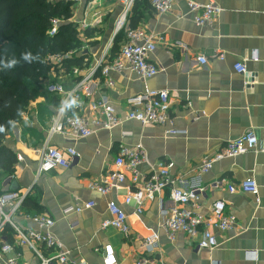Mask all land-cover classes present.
Returning <instances> with one entry per match:
<instances>
[{
  "label": "crops",
  "instance_id": "obj_1",
  "mask_svg": "<svg viewBox=\"0 0 264 264\" xmlns=\"http://www.w3.org/2000/svg\"><path fill=\"white\" fill-rule=\"evenodd\" d=\"M215 2L221 8L220 13L211 23L203 25L193 22L182 0H175L171 10L164 14L155 13L151 7L143 13L137 27L162 37L161 40L155 37V48L147 55L160 68L153 77L142 80L128 69L110 71L107 79L111 84L107 86L99 68L94 75L96 95L105 94L121 116L126 111L127 97L145 88L167 90L169 111L178 134L167 135L166 127L141 125L133 120L111 130L97 129L83 138L54 134L50 145L62 152L72 147L76 156L66 168L37 175L39 153L51 117L43 122L44 127L28 124L27 131H37L38 136L42 135L41 140L28 135L23 138L21 122L14 123L7 133L5 144L16 152V164L11 176L0 174V193L16 186L14 191L18 194L34 198L37 213L54 221L50 231L74 264H103L105 246L111 247L116 264H131L142 255L141 241L150 233L158 235L154 256L165 264H264V0ZM70 9L68 22L72 25L83 26L81 22L85 21L84 27L97 28L108 23L112 37L121 3L119 0H81ZM175 42L184 44L185 49L174 45ZM105 49L85 48L87 58L80 74L95 67ZM220 53L222 59L217 57ZM198 55L205 57V65L195 61ZM236 62L245 66L243 73L234 70ZM45 104L41 108L47 111L55 112L58 106ZM66 111L75 115L87 113L85 103L74 101H70ZM247 129H252L257 138L256 150L223 158L207 172H200L204 156L214 154L226 141L239 137ZM120 144L142 145L150 163L161 162L171 177L203 187L199 211H206L215 200H223L226 213L235 216L238 229L214 231L217 246L212 250L200 249L195 240L183 233H176L171 241L167 239L160 228L157 200L144 201L140 214L134 212L131 203L124 204V197L133 189L129 186L128 173H125V183L105 196L90 190V184L111 169ZM138 169L141 173L148 171L145 164ZM246 178L256 182L258 201L249 193L228 192V185L236 186ZM167 197L168 189H165L161 198L170 206ZM87 201H93L94 206L63 215L64 209ZM109 201L118 204L127 214V236L114 228H100L101 221L109 217L106 210ZM10 219L24 231L38 230L31 217L20 209L10 214ZM1 236L14 244V232L9 225L2 229ZM39 251L49 254L42 246ZM15 254L19 264H39L27 246L14 247L0 257V264Z\"/></svg>",
  "mask_w": 264,
  "mask_h": 264
},
{
  "label": "built area",
  "instance_id": "obj_2",
  "mask_svg": "<svg viewBox=\"0 0 264 264\" xmlns=\"http://www.w3.org/2000/svg\"><path fill=\"white\" fill-rule=\"evenodd\" d=\"M73 5L81 0H71ZM85 1V0H84ZM121 12L115 21L114 35L120 30L125 33V40L120 45L119 51L111 59L108 58V47L98 59L95 67L89 69L84 74H80V69L72 67L70 73L72 77H79L70 85L65 87L63 78L54 79L45 84L46 90L59 98L58 106L50 118V125L47 129L46 137L40 149L37 175L50 172L56 168H66L70 160L74 159L76 152L72 147L65 148L63 152L50 145V139L54 134H67L72 138H83L94 133L97 129L111 130L124 121H137L141 125H158L166 127L167 135L179 133L174 126V119L170 113L169 92L164 89L156 90L145 88L142 92L131 95L125 99L126 111L124 115H119L108 97L101 93L96 95L97 82L94 75L99 68L100 75L104 78L105 85L111 83L107 79L110 71L120 72L128 69L137 74L142 80H147L156 75L160 68L150 62L148 53L154 50L156 45L155 35L147 34L142 28L129 29L127 27V17L133 0H119ZM175 0H150L151 9L157 14H164L171 10ZM186 4L189 13L193 16L196 25L211 23L220 13L221 8L215 0H207L206 3H198L195 0H182ZM63 22L61 18L51 17L49 28L46 31L48 37L56 34L59 25ZM81 24H85L82 21ZM161 40L162 37H156ZM174 45L185 49V45L175 42ZM51 57H55L56 62L60 61L59 56L47 57L52 62ZM218 59L223 55L218 54ZM106 60V61H105ZM256 60V58H254ZM199 65H205L206 59L203 55L195 57ZM238 73L245 71V66L236 62L233 66ZM63 69L58 66V72ZM54 72L53 69L50 73ZM55 73V72H54ZM68 77V76H67ZM70 101L85 103L87 113L67 114L66 110ZM123 134H126L125 132ZM257 138L252 129H247L239 137L228 140L214 154L204 156L200 163V172H207L212 165L226 157H235L247 152L256 150ZM68 158H66L64 156ZM17 159H20L17 156ZM145 164L148 167L146 173H141L139 165ZM125 173L129 174V186H133L123 199L124 204L134 207V212L140 214L144 201H158L159 217L161 219L160 228L170 241L176 233H183L188 239L195 240L200 249L212 250L217 246L214 231L237 230L238 225L234 215L226 213L225 202L223 200L213 201L206 211H199L198 204L204 191L203 187L194 184H187L185 180L170 176L167 166L161 162L150 163L148 156L140 144L133 147L120 144L116 155L112 161L111 169L97 181H93L89 189L96 191L102 196L107 195L111 190L119 188L126 181ZM168 189L167 206L161 195ZM227 190L233 193L236 190L242 193L252 194L255 201H258V190L254 179L246 178L236 186L228 185ZM25 195H20L16 191H7L0 194V257L5 253L14 250V247L27 246L39 260V264H74L64 250L61 242L56 239L50 229L54 221L47 216L37 215L31 220L37 225L38 230H22L10 219V214L17 212L20 203ZM94 206L93 201L83 202L63 210V215L79 213L82 210L90 209ZM109 217L100 223L101 229L114 228L122 235L127 236L129 225L127 214L113 201L106 204ZM5 225H9L14 232V244L6 242L1 236V231ZM158 235L150 233L145 236L140 244L142 255L138 256L131 264H165L161 258L154 256L157 248ZM49 251L48 255H43L39 247ZM103 264H116L111 247L103 248ZM4 264H19L18 255L4 259Z\"/></svg>",
  "mask_w": 264,
  "mask_h": 264
},
{
  "label": "trees",
  "instance_id": "obj_3",
  "mask_svg": "<svg viewBox=\"0 0 264 264\" xmlns=\"http://www.w3.org/2000/svg\"><path fill=\"white\" fill-rule=\"evenodd\" d=\"M149 1L133 0L127 17L129 29H135L143 13L150 10ZM72 5L71 0H0V174L14 173L16 152L5 144V137L11 126L20 121L30 102L50 95L42 85L50 70L57 73L60 66L63 84L68 87L71 80L79 78L71 76L72 67H84L87 54H83L76 28L68 22ZM51 17L61 18L63 22L56 34L48 37L46 31ZM91 34L92 29H86L82 37L86 39ZM88 40L87 44H91V39ZM124 40L123 30L114 35L107 51L109 59L116 55ZM69 52L73 53L67 56ZM50 56L62 58L58 63H51L47 60ZM49 102L58 105L59 98L52 96ZM36 138L41 140L42 135ZM19 209L30 217L39 215L37 201L31 197L25 196Z\"/></svg>",
  "mask_w": 264,
  "mask_h": 264
},
{
  "label": "rangeland",
  "instance_id": "obj_4",
  "mask_svg": "<svg viewBox=\"0 0 264 264\" xmlns=\"http://www.w3.org/2000/svg\"><path fill=\"white\" fill-rule=\"evenodd\" d=\"M83 26H78V25H73L79 35V39L81 40V49H85V48H90V47H96L97 49H102V48H107V46L110 44L111 45V34H112V30L109 29V24L108 23H103V25L98 26L97 28H91V27H84L86 26L85 24H82ZM86 29H92V34L89 37H82L83 35V31ZM88 39H91L92 42H90L91 44H87V42L89 41ZM87 44V45H86ZM73 52H69L66 55L69 56L71 55ZM60 57V56H59ZM62 57H60L59 59L61 60ZM52 59L51 63H55V57H51L50 60ZM63 77V72H57V73H50L49 77L45 79L44 82H42V85L44 87L45 84L51 80L54 79H59ZM52 96L51 95H47V96H39L38 98H36L33 102H30L28 104L27 109L25 110V112L23 113L24 116L22 117L23 119L20 120L19 122L22 123V127H21V134L22 137L24 138L25 136L28 135V137L30 138V136L34 137L36 139V136L39 135V133L36 131V133H31L28 132L27 129L30 127L28 126V124H34L35 128H39L42 126L44 127V123L45 120H48L53 114L54 111H47L41 107H44L49 101H51ZM47 101V102H46ZM50 103V102H49ZM34 117V122H33V118ZM45 129V128H44ZM27 131V132H26ZM47 134V131H46ZM36 135V136H35Z\"/></svg>",
  "mask_w": 264,
  "mask_h": 264
},
{
  "label": "water",
  "instance_id": "obj_5",
  "mask_svg": "<svg viewBox=\"0 0 264 264\" xmlns=\"http://www.w3.org/2000/svg\"><path fill=\"white\" fill-rule=\"evenodd\" d=\"M113 37H114V34L112 35L110 41H112ZM85 53H86V51H83V54H85ZM14 190H17L16 186L10 188V191H14Z\"/></svg>",
  "mask_w": 264,
  "mask_h": 264
}]
</instances>
